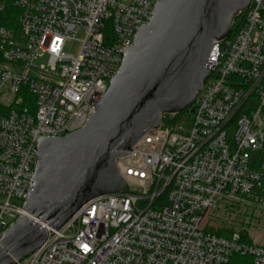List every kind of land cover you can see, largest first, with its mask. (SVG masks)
<instances>
[{"label":"built area","instance_id":"1","mask_svg":"<svg viewBox=\"0 0 264 264\" xmlns=\"http://www.w3.org/2000/svg\"><path fill=\"white\" fill-rule=\"evenodd\" d=\"M159 1L12 0L13 14L0 0V233L24 213L37 141L86 124ZM241 13L214 41L190 126L145 132L115 159L121 189L14 264H264L263 244L205 228L213 211H264V0Z\"/></svg>","mask_w":264,"mask_h":264},{"label":"water","instance_id":"2","mask_svg":"<svg viewBox=\"0 0 264 264\" xmlns=\"http://www.w3.org/2000/svg\"><path fill=\"white\" fill-rule=\"evenodd\" d=\"M250 0H160L122 51L123 61L86 124L36 143L32 185L19 215L0 233V264L42 246L88 200L118 192L115 165L164 114L183 111L207 78L215 40L227 38Z\"/></svg>","mask_w":264,"mask_h":264},{"label":"rangeland","instance_id":"3","mask_svg":"<svg viewBox=\"0 0 264 264\" xmlns=\"http://www.w3.org/2000/svg\"><path fill=\"white\" fill-rule=\"evenodd\" d=\"M77 47L76 42H69L65 48L69 51H75ZM164 115L166 119H172V123H169V125L181 126L182 128L190 126L193 119L190 107L176 114ZM205 228L222 235H231L233 232L242 233L243 238L264 245V211L260 207L255 208L253 211L251 209L232 210L229 214L220 210L213 211L205 222Z\"/></svg>","mask_w":264,"mask_h":264},{"label":"trees","instance_id":"4","mask_svg":"<svg viewBox=\"0 0 264 264\" xmlns=\"http://www.w3.org/2000/svg\"><path fill=\"white\" fill-rule=\"evenodd\" d=\"M4 1L6 3V11L9 13H13V14L15 13L16 14V9H14L11 5L12 0H4ZM242 17H243V13L234 17L233 22H232V26H231V35L239 27V25L242 21ZM0 55H1V52H0ZM161 122H162V125L167 126V124L169 125V123H172V119H166L165 115H164ZM262 153L264 154V144H263ZM217 234H219V233H217ZM219 235H222V234H219ZM222 236L229 237L230 235H222ZM228 264H254V263L252 262V260L249 256H246V255L242 256V255L234 254L230 257Z\"/></svg>","mask_w":264,"mask_h":264}]
</instances>
